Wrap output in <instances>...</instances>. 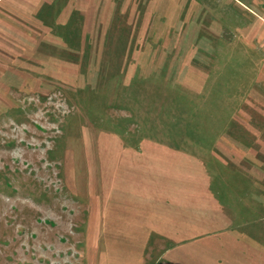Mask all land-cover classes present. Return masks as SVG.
<instances>
[{
    "label": "rangeland",
    "instance_id": "1",
    "mask_svg": "<svg viewBox=\"0 0 264 264\" xmlns=\"http://www.w3.org/2000/svg\"><path fill=\"white\" fill-rule=\"evenodd\" d=\"M39 1L0 0V264L264 263V0Z\"/></svg>",
    "mask_w": 264,
    "mask_h": 264
},
{
    "label": "crops",
    "instance_id": "2",
    "mask_svg": "<svg viewBox=\"0 0 264 264\" xmlns=\"http://www.w3.org/2000/svg\"><path fill=\"white\" fill-rule=\"evenodd\" d=\"M43 5L44 1L40 0L36 4L30 3L28 6L40 9ZM198 236H200L201 239H206L205 236L208 235L201 236L195 234L194 238L197 239ZM218 236L222 237L219 238ZM165 239V236L161 235V239H158L157 241L153 242V253L156 251L155 246H157L158 244L157 248H159V242H163L165 241ZM204 244H206V247L204 249L202 247L200 249H196V252L194 253V258L192 259L189 255V251L184 249V244L181 242H177L175 243V245L172 246V248H170L171 250L167 249V252L165 251L166 253H161L160 249L158 256L152 260V263L149 264H250L249 260H247L244 256V251L246 249H250L249 241L244 242V240L239 239V234H236L235 231H230V234H228L227 232H224L220 235L213 234L211 235V240L209 241V238H207ZM216 250L224 252L223 255L225 257H222L223 259L219 258L218 260L214 261L209 260V257L213 259L212 254H214V251ZM204 255L206 260H204Z\"/></svg>",
    "mask_w": 264,
    "mask_h": 264
}]
</instances>
